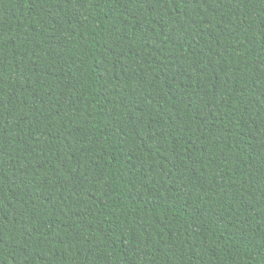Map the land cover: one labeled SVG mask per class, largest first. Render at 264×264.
Masks as SVG:
<instances>
[{
  "label": "trees",
  "instance_id": "trees-1",
  "mask_svg": "<svg viewBox=\"0 0 264 264\" xmlns=\"http://www.w3.org/2000/svg\"><path fill=\"white\" fill-rule=\"evenodd\" d=\"M0 264H264V0H0Z\"/></svg>",
  "mask_w": 264,
  "mask_h": 264
}]
</instances>
